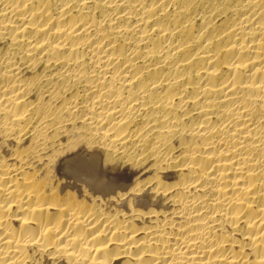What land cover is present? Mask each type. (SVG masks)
<instances>
[{
    "label": "bare ground",
    "instance_id": "bare-ground-1",
    "mask_svg": "<svg viewBox=\"0 0 264 264\" xmlns=\"http://www.w3.org/2000/svg\"><path fill=\"white\" fill-rule=\"evenodd\" d=\"M0 264H264V0H0Z\"/></svg>",
    "mask_w": 264,
    "mask_h": 264
}]
</instances>
